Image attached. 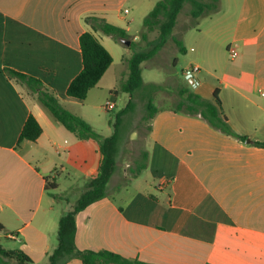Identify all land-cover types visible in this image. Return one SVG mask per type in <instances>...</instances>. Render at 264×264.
<instances>
[{"label": "crops", "instance_id": "obj_1", "mask_svg": "<svg viewBox=\"0 0 264 264\" xmlns=\"http://www.w3.org/2000/svg\"><path fill=\"white\" fill-rule=\"evenodd\" d=\"M157 1L144 0L142 20ZM127 2L132 0H0V227L15 242L8 250L22 251L32 264L46 263L58 220L70 211L57 208L43 179L57 184L54 171L66 169L64 160L85 164L88 141L56 122L36 93L8 72L38 80L41 90L76 115V100L65 90L82 68L79 36L91 31L84 18H103L135 40L128 34ZM93 33L112 63L87 94L117 96L113 91L127 76L128 55L116 61V41ZM172 35L185 52L170 41L158 53L169 48L172 67L178 54L187 57L184 71L167 73L165 81L142 79L138 90L143 106L152 85L170 95L147 123L146 167L126 185L110 187L111 176L106 196L75 215V244L149 264H264V148L253 145L264 140V0H219L218 11L201 17L196 28L177 22ZM229 46L235 47L234 59ZM181 87L210 102L216 92L223 117L246 140L221 133L199 114L175 112L173 96ZM30 115L41 135L19 142ZM99 159L84 175L86 188Z\"/></svg>", "mask_w": 264, "mask_h": 264}, {"label": "trees", "instance_id": "obj_2", "mask_svg": "<svg viewBox=\"0 0 264 264\" xmlns=\"http://www.w3.org/2000/svg\"><path fill=\"white\" fill-rule=\"evenodd\" d=\"M185 4L190 5L188 12L192 22L189 28H196L201 17L216 13L219 9V0H159L142 20L143 32L141 39L146 40L149 33L157 31V37L149 43L146 51H132L128 57L123 58L128 73L126 78L120 82L113 91L115 94L124 93L133 96L142 87L141 64L153 58L165 44L171 41L179 53H184V47L180 40L173 37L172 32L177 23L178 15ZM91 31L83 32L79 36V47L81 55V70L70 81L65 90V96L82 102L87 93L99 82L103 74L112 63V57L105 47L95 37L93 32L111 36L114 40H126L128 36L124 29L108 23L105 19L97 16L84 18ZM130 42V48L134 46ZM8 75L18 79L37 95V100L50 113L53 119L62 125L68 132L72 133L79 141H92L97 145V153L100 156L95 175L91 176L87 188L81 193L75 205L70 211L58 220L57 242L55 247L46 254L45 264H66L71 259H76L82 264H149L137 259L125 258L107 250H80L75 244V215L84 210L90 204L103 199L106 196V186L115 171L117 151L118 126L120 117L133 106L129 100L125 108L118 113L113 133L108 137L97 134L93 128L81 117L65 109L52 94L40 88V82L32 77L21 73L9 71ZM162 89L159 85H152L151 92L144 103V114L142 122L149 123L157 111L153 103V93ZM179 100L174 105V111H184L188 114H199L207 123L221 133L231 136L239 141H245L246 137L236 134L223 117L220 108V100L214 93V102L202 99L193 94L187 88L177 89ZM41 135V127L33 116H29L20 132L18 141L35 142ZM258 148H264V140L254 142ZM146 154H142V160L136 171L139 173L146 167ZM45 190L56 189L57 184L43 179ZM0 230L2 228L0 227ZM15 260L17 264H32V261L20 250H8L0 245V264H8V260ZM209 264V263H207Z\"/></svg>", "mask_w": 264, "mask_h": 264}, {"label": "rangeland", "instance_id": "obj_3", "mask_svg": "<svg viewBox=\"0 0 264 264\" xmlns=\"http://www.w3.org/2000/svg\"><path fill=\"white\" fill-rule=\"evenodd\" d=\"M147 1L151 2L156 0ZM144 5V0H132V3L127 2L123 6L124 8H127L129 11H131L129 17L132 18V24L128 34L130 37L137 35V38L135 40L130 39V41L135 43L131 49H129L130 44L127 46L121 40H115L120 50V56L114 54L116 61L117 59L121 58V55L123 56L126 54L129 56L132 51L148 50L150 47L149 43L157 37V31H154L149 33L146 40L141 39L140 31L143 29L141 14L143 13ZM189 10L190 5L185 4L183 10L177 18L178 27L181 25L186 27L191 24L192 20L188 15ZM123 26H125V24H123ZM168 43V46H172L170 41ZM170 55V49L165 47L162 53H157L155 57L144 61L141 64V74L143 81H165L166 74L169 72L181 74V72L184 71L185 66H187L188 58L184 55L178 54L177 57L179 58V61L175 66L172 67L170 65ZM109 80L112 81L113 78H110ZM141 95L142 92L140 91L134 95L132 108L120 117L121 120L118 126L117 151L115 154L116 167L110 181V187H114L116 185H126L130 178L134 175L138 164L142 160V153L144 151L143 144L147 133V123L142 122L141 120V115L144 114V106L142 104V100H140ZM152 95L155 99L154 104L156 106H162L165 104L167 102V96H170L164 89H160L157 92H154ZM129 96L130 95L128 94L122 93L117 96L113 94L103 95L102 93L94 90L89 95L87 94L84 101H75L77 105L74 111L77 114L88 117V119L91 121V124L93 125V130L97 134L102 137H108L113 133V125L115 124L116 117L118 113L125 108L127 102L129 101ZM108 100L115 104L114 108L110 111H106L103 108V105ZM177 101L178 97L176 95L173 96L174 105L177 103ZM84 144L86 148L85 164L82 162L70 163L67 162V160H64L66 167L65 170L61 171L58 166L55 168L54 176L56 177V182L59 186L56 189L48 188L46 191L57 198V208L67 206L71 210L75 205L79 195L86 189L87 181L85 180L84 175L87 174L89 167L94 162L96 156L99 155L96 153V143L88 141ZM53 156L56 159L58 158L56 154ZM61 158L63 157L61 156ZM6 233V231L0 230V245L6 249H14L13 247H16L15 242L6 238ZM8 264H17V262L11 259L8 260Z\"/></svg>", "mask_w": 264, "mask_h": 264}, {"label": "built area", "instance_id": "obj_4", "mask_svg": "<svg viewBox=\"0 0 264 264\" xmlns=\"http://www.w3.org/2000/svg\"><path fill=\"white\" fill-rule=\"evenodd\" d=\"M124 12L125 13H127L128 11L127 10H124ZM227 52H228V54H229V57L231 58V59H234L235 57H236V51H235V47L234 46H229L228 48H227ZM192 70L193 71H197L198 69L196 68V67H194V68H192ZM114 103L113 102H111V101H107L104 105H103V108H104V110H106V111H110V110H112L113 108H114Z\"/></svg>", "mask_w": 264, "mask_h": 264}, {"label": "water", "instance_id": "obj_5", "mask_svg": "<svg viewBox=\"0 0 264 264\" xmlns=\"http://www.w3.org/2000/svg\"><path fill=\"white\" fill-rule=\"evenodd\" d=\"M124 44H126L127 46H129V44H130V41L129 40H124V39H122L121 40ZM248 141V140H247Z\"/></svg>", "mask_w": 264, "mask_h": 264}]
</instances>
